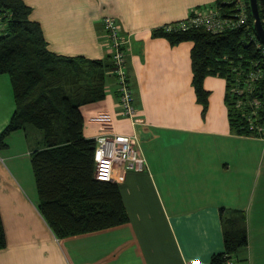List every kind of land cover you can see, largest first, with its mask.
<instances>
[{
  "label": "crops",
  "instance_id": "crops-1",
  "mask_svg": "<svg viewBox=\"0 0 264 264\" xmlns=\"http://www.w3.org/2000/svg\"><path fill=\"white\" fill-rule=\"evenodd\" d=\"M22 1L55 55L112 62L105 17L128 36L125 70L136 116L123 115L109 69L104 98L80 107L82 131L89 139L135 134L148 167L117 175L127 223L58 240L37 210L31 154L42 134L31 125L11 132L0 150V264H209L224 250L221 208L246 216L239 264H264V139L231 131L223 77L203 79L202 112L192 84L193 42L171 44L153 33L216 0ZM14 109L10 78L0 73V132Z\"/></svg>",
  "mask_w": 264,
  "mask_h": 264
},
{
  "label": "trees",
  "instance_id": "trees-1",
  "mask_svg": "<svg viewBox=\"0 0 264 264\" xmlns=\"http://www.w3.org/2000/svg\"><path fill=\"white\" fill-rule=\"evenodd\" d=\"M244 25L211 33L204 28L165 31L154 35L166 37L171 44L193 42L191 63L197 101L202 112L208 92L203 88L207 75L226 80V103L230 129L234 134L260 135L249 127L248 110L237 107V96L228 92L234 75L231 64L243 59L246 65L259 61L263 77L249 97L260 103L257 123L264 120V57L256 48L259 42L252 26L248 0ZM264 21V0H257ZM215 6L225 13L235 11L231 0H216ZM30 8L22 0H0V14L6 23L0 35V73L11 82L14 112L0 132V150L7 147L6 138L18 129L31 125L42 134V147L31 154V169L38 197L37 210L58 240L121 226L128 222L121 194L115 182L98 181L93 176V139L83 136L80 107L105 96V79L112 62L87 60L83 57L55 55L47 50L41 29L29 19ZM260 43V42H259ZM225 56L227 59H225ZM126 81L128 75L126 72ZM129 86V83H128ZM130 88V87H129ZM248 108V107H247ZM224 250L211 256L209 264H239L247 247L244 212L219 209ZM6 246L0 216V250Z\"/></svg>",
  "mask_w": 264,
  "mask_h": 264
},
{
  "label": "built area",
  "instance_id": "built-area-1",
  "mask_svg": "<svg viewBox=\"0 0 264 264\" xmlns=\"http://www.w3.org/2000/svg\"><path fill=\"white\" fill-rule=\"evenodd\" d=\"M235 11L227 14L220 7L204 6L193 8L185 19L167 23L161 28L165 31L173 29L186 30L190 28H204L211 33H219L226 29H233L244 25L247 21V5L245 0H231ZM0 14V35L4 34L6 23ZM264 27V21H261ZM103 24L106 30V39L110 43L112 60V73L116 77L117 90L120 93V106L124 116L134 119L136 109L132 104V92L126 81L125 70V46L128 44V36L120 33V26L111 17H105ZM260 42V41H259ZM257 43L256 48L264 57V44ZM225 59L227 57L225 56ZM243 59L231 64L234 72L230 80L228 92L231 96H237L236 106L248 110L249 127L256 131L264 139V120L257 123V110L261 106L256 99H249L248 106L240 97H249L255 91V86L263 77V68L259 61H252L246 65ZM248 107V108H247ZM94 149L93 176L102 182H115L119 172H142L148 167L147 161L137 143L135 134L125 135L116 133H100L93 137ZM197 260H191L186 264H198Z\"/></svg>",
  "mask_w": 264,
  "mask_h": 264
},
{
  "label": "water",
  "instance_id": "water-1",
  "mask_svg": "<svg viewBox=\"0 0 264 264\" xmlns=\"http://www.w3.org/2000/svg\"><path fill=\"white\" fill-rule=\"evenodd\" d=\"M250 13L252 16V26L258 40L264 44V27L262 25L257 0H248Z\"/></svg>",
  "mask_w": 264,
  "mask_h": 264
},
{
  "label": "rangeland",
  "instance_id": "rangeland-1",
  "mask_svg": "<svg viewBox=\"0 0 264 264\" xmlns=\"http://www.w3.org/2000/svg\"><path fill=\"white\" fill-rule=\"evenodd\" d=\"M33 129L36 130L38 133H40V130H38L37 128L34 127ZM260 187L264 188V173H263V176H262V181H261Z\"/></svg>",
  "mask_w": 264,
  "mask_h": 264
}]
</instances>
